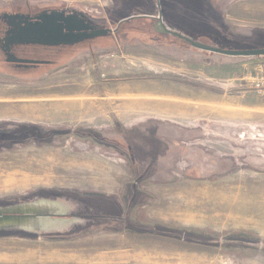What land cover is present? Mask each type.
I'll return each mask as SVG.
<instances>
[{"label": "rangeland", "instance_id": "rangeland-1", "mask_svg": "<svg viewBox=\"0 0 264 264\" xmlns=\"http://www.w3.org/2000/svg\"><path fill=\"white\" fill-rule=\"evenodd\" d=\"M17 2L77 9L130 33L99 49L94 62L84 57L82 69L50 70L39 83L0 70V124L27 128L17 136L31 127L44 136L0 144V207L44 199L71 207L67 219L86 215L62 233L0 232V264H264V155L219 139L216 131L224 127L236 139L264 142V57L179 48L183 43L166 38L163 44L173 47L157 44L151 22H126L158 17L156 0H0V8ZM161 4L178 30L215 48L264 50V0ZM78 96L95 103L93 112L49 111L47 118L36 109L44 104L66 112L64 98ZM21 108L33 115L20 114ZM149 124L193 132L191 146L212 156L218 174L188 176V164L171 156L183 140L157 129L144 143L147 150L128 152V138L138 137L133 131ZM63 129L70 134L47 140L50 130ZM83 129L111 140L74 136ZM169 160L175 168H166L158 184L144 183L147 197L137 198V176Z\"/></svg>", "mask_w": 264, "mask_h": 264}, {"label": "flooded vegetation", "instance_id": "flooded-vegetation-1", "mask_svg": "<svg viewBox=\"0 0 264 264\" xmlns=\"http://www.w3.org/2000/svg\"><path fill=\"white\" fill-rule=\"evenodd\" d=\"M156 16L147 19H150L149 21L152 23L155 36L159 40L157 41L159 42L157 44H161V46L166 48L167 46L173 47L174 45L172 44L167 46L163 44V39L166 38L170 39L172 43H183V45L181 46L180 44H177L179 48L187 47L192 50H199L197 48H194L189 42L174 37L173 35L158 34L155 30V27L159 25V19ZM43 20L47 21V27L50 28V30L52 29L53 32H51V34L55 35L54 37L50 38L51 41L60 40L59 34H55V32L57 31L55 29L61 28L63 32L60 35L63 37L70 35V37L67 38V41L72 43L61 45L16 44V42L21 39L20 36L24 29L28 27L37 28L38 23L43 22ZM126 22H128V20ZM163 23L165 24V26L170 28L172 32H177L183 37L188 38L190 41L202 43L205 45L210 44L203 42L202 39H195V36H191L190 34L178 30L167 17L165 18V16L163 17ZM170 23L171 25H169ZM71 30L72 33L70 32ZM100 32L104 33V35L95 37V35ZM129 33L130 32H127L126 34L129 35ZM124 34L125 33H120V29L111 28L104 24L102 25L98 23L94 18H91L87 14L77 9L64 7L39 8L31 4H24L22 2L12 3L9 5V7L4 6L3 8H0V70L3 71L1 72V74H8L6 72H9L10 75L13 74V76L18 79L39 83V80L44 78L43 76L46 74L45 72L50 70L59 68L68 69L72 66H76L73 67V69L79 70L82 69L79 67V65L83 64V62L80 61L83 60L84 57L88 56L91 58V61L94 62L97 59L96 52L99 49L105 50L110 45L113 46L112 44H116L118 42V37L123 36ZM205 35L208 36L207 34ZM209 46L213 47L212 45ZM9 56L10 58H13L20 62H9ZM168 58L172 57L168 56ZM153 127L151 128V125L149 124L136 128L133 132L138 133L136 135L138 137H130L133 139L128 138L130 140L129 142H131L132 144L131 146H128V148L130 147V150H128V152L132 149H134L137 153H141L147 150V147H145L146 144L144 143H149L147 138L150 137L148 135L151 132H154V129H157V132L161 130L163 132H169L170 134H173V138L175 140L176 138H180V140H183V142L181 143L179 141L175 142L173 146L176 149H173V152H171V156L178 155L181 160L185 161L188 164L186 170L188 176L192 178H198L200 176L209 177L213 176L214 174H218V166H215L216 163L213 160L212 156L208 155L206 152H202L197 147L191 146L189 141H192L194 138L195 134H193V132H182V130L164 125H156V127ZM22 129L26 130L27 128L18 125L13 126L8 124H0V144L6 141L13 144L16 143L13 140L26 138L28 135H32L33 138L38 139H43L44 137L42 135L43 131L41 130V128L37 127L29 128V131L31 133H29L27 136L21 137L19 135L17 136V134H14L17 131H21ZM50 131L51 132L46 134V137H48L47 140L53 137H65L70 134L69 130L67 129H63L62 131ZM72 132L75 134L74 136H79L81 138L86 137V133L88 132L91 134L89 138L92 137L95 141L101 139L100 141H98L100 143L102 142V140H111L100 136V138L97 137L93 133V130L86 132L83 129L74 130ZM144 133H147V135H142ZM123 139L125 140V137ZM156 141L157 139H153L152 142ZM157 142L161 143L160 140H158ZM114 148L116 149L117 146ZM130 160L135 164L137 163L136 156L130 157ZM172 165L175 166L173 160H169L168 166L163 165L162 168L158 163V165H156L155 167L153 166L148 170L145 169L144 172L137 176L136 182L133 185L136 191L139 190L137 198L146 199V193L148 192L147 190L145 191L144 187H142L144 183H147V181L154 182V180H156L157 183V180L164 178L166 168H175L174 166L172 167ZM162 171H164V173ZM86 208L88 207L84 206L82 212H89V210ZM91 211L92 209H90V212ZM79 216L82 219L86 218V215L84 214H79ZM70 217H72V215H69V218ZM127 225L133 228L138 227L134 224L129 225V222L127 223Z\"/></svg>", "mask_w": 264, "mask_h": 264}, {"label": "water", "instance_id": "water-1", "mask_svg": "<svg viewBox=\"0 0 264 264\" xmlns=\"http://www.w3.org/2000/svg\"><path fill=\"white\" fill-rule=\"evenodd\" d=\"M158 12H159V25L155 27V30L158 34L161 35H173L174 37L183 39L189 42L194 48H197L201 51L218 54L226 57L232 58H260L264 57V50H246V51H232V50H223L221 48L211 47L202 43H197L190 41L188 38L183 37L177 32H172L170 28L165 26L163 23V12L161 0H156ZM48 23L46 20L38 23L36 27H28L24 29L21 33V39L16 42V44H42V45H61L72 43L68 42L66 37L61 36L63 32L61 28L57 30L55 34H59L60 40L51 41L50 38L54 37L51 32L53 30L47 27ZM72 33V30L70 31ZM104 35V33H97L95 37ZM39 37V38H38ZM15 43V42H14ZM9 62H20L9 56ZM216 130L220 133L217 135V138L223 140H230L238 146L251 145L257 147L262 151L264 155V142H260L258 139L250 140H239L232 137L229 134L230 129L228 128H218ZM71 207L65 206L59 202H54L50 200H38L35 202L23 203L18 205H12L9 207L1 208L0 207V232L5 231H21L24 233H30L34 235L45 234H55L62 233L64 231L72 229L74 225L80 224L81 219L79 217H74L73 219H67L68 213H71ZM66 218V219H64ZM217 243V242H212ZM243 243V242H240Z\"/></svg>", "mask_w": 264, "mask_h": 264}, {"label": "bare ground", "instance_id": "bare-ground-1", "mask_svg": "<svg viewBox=\"0 0 264 264\" xmlns=\"http://www.w3.org/2000/svg\"><path fill=\"white\" fill-rule=\"evenodd\" d=\"M142 92V91H141ZM83 94V93H82ZM146 96V95H145ZM145 96H143V97H145ZM78 97H80L79 99L78 98H76V97H65L64 98V106L65 107H67V109H69V110H67L66 112H63L64 110H57V109H55L56 110V115H63L64 113H68L71 109L74 111L75 110V112H84L85 111V113H91V112H93V110L91 109V107H94L95 106V103L94 104H91V103H88L89 101H88V98H86V97H84V96H78ZM135 99V98H134ZM63 100V99H62ZM52 106V105H51ZM87 106H90V109H86L87 108ZM62 107V106H61ZM49 108V107H48ZM64 109V108H63ZM34 111V110H33ZM33 111H30L29 112V114L28 115H32L33 114ZM43 111V110H42ZM52 111V110H51ZM48 112H49V110H48ZM37 113V112H36ZM39 113H41V114H43L45 117L47 116L44 112H39ZM71 113V112H70ZM54 114H55V112H54Z\"/></svg>", "mask_w": 264, "mask_h": 264}, {"label": "crops", "instance_id": "crops-1", "mask_svg": "<svg viewBox=\"0 0 264 264\" xmlns=\"http://www.w3.org/2000/svg\"><path fill=\"white\" fill-rule=\"evenodd\" d=\"M49 107V108H48ZM58 107H54V106H51V105H49V106H47V105H44V104H41L40 106H37L36 107V109H37V111L39 112V110H40V112H46L45 114L47 115L46 117L48 118V116L50 115L49 113H48V110L49 111H51L52 109H54V111H51L53 114H54V112H56V110L55 109H57ZM27 109V108H26ZM25 109H23V108H21L20 110H18L19 112H20V114H23L24 116H26L25 114L27 113V111H24ZM30 111H32V108L31 109H29ZM43 110V111H42ZM2 115H5V114H2ZM33 115V114H32ZM42 115V114H41ZM31 116V114L29 115V116H26V117H30ZM54 116V115H53ZM50 117V116H49ZM33 118V117H32Z\"/></svg>", "mask_w": 264, "mask_h": 264}, {"label": "trees", "instance_id": "trees-1", "mask_svg": "<svg viewBox=\"0 0 264 264\" xmlns=\"http://www.w3.org/2000/svg\"><path fill=\"white\" fill-rule=\"evenodd\" d=\"M129 21L128 22H133V21H135V23H140V22H146L147 23V26H150L151 25V23H150V21H148V19L147 18H143V17H136V18H131V19H128ZM123 23H125V22H123ZM122 23V24H123ZM141 25V24H140ZM146 29V28H145ZM145 29H143V30H140V31H144ZM138 30V29H137ZM148 31H150V29H148ZM88 136V135H87ZM159 233H161V234H168V232H166V231H159ZM174 236H178L179 234L178 233H172Z\"/></svg>", "mask_w": 264, "mask_h": 264}]
</instances>
